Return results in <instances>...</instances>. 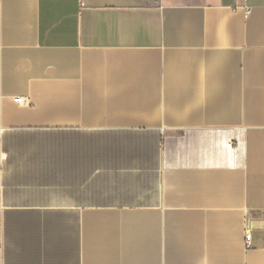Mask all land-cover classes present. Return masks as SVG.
<instances>
[{"label":"crops","instance_id":"crops-1","mask_svg":"<svg viewBox=\"0 0 264 264\" xmlns=\"http://www.w3.org/2000/svg\"><path fill=\"white\" fill-rule=\"evenodd\" d=\"M0 264H264V0H0Z\"/></svg>","mask_w":264,"mask_h":264},{"label":"built area","instance_id":"built-area-1","mask_svg":"<svg viewBox=\"0 0 264 264\" xmlns=\"http://www.w3.org/2000/svg\"><path fill=\"white\" fill-rule=\"evenodd\" d=\"M15 100H16L17 102L23 103V100H22L21 98H16ZM245 238H246V245H247V244H249V242H250V234H249L248 232H246V236H245Z\"/></svg>","mask_w":264,"mask_h":264}]
</instances>
